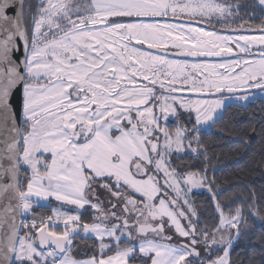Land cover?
I'll return each instance as SVG.
<instances>
[{"label": "snow or ice", "instance_id": "1", "mask_svg": "<svg viewBox=\"0 0 264 264\" xmlns=\"http://www.w3.org/2000/svg\"><path fill=\"white\" fill-rule=\"evenodd\" d=\"M239 7L218 0H38L28 29L23 0H0V122L13 134L0 152V198L11 193L0 228L15 212L12 197L21 216L56 205L51 215L18 226L12 216L0 264H232L240 225L247 229L243 208L225 216L217 203L221 218L211 236L207 226L198 229L184 197L206 187L215 199L214 181L200 171L177 172L172 157L200 152L201 131L216 127L229 101L246 109L264 95V34H225L236 30L228 21ZM213 19L223 31L208 30ZM185 89L214 98L185 97ZM255 132L242 125L236 134L247 144ZM258 135L264 143V127ZM86 206L98 213L91 223L81 217ZM249 212L264 225L254 199ZM166 226L179 243L165 235ZM81 238L95 241L86 259L73 255Z\"/></svg>", "mask_w": 264, "mask_h": 264}, {"label": "trees", "instance_id": "2", "mask_svg": "<svg viewBox=\"0 0 264 264\" xmlns=\"http://www.w3.org/2000/svg\"><path fill=\"white\" fill-rule=\"evenodd\" d=\"M37 2L26 1L28 6ZM187 123V117L181 118ZM255 126L256 132L248 137L246 144L236 134L241 126ZM172 128L175 125L172 124ZM264 127V99L258 98L248 104L246 109L231 104L225 110L224 118L218 121L216 127L202 130L200 133L202 150L195 155L172 157L173 166L177 172L200 171L206 174L209 181H214L212 191L215 199L208 191L195 192L192 195L193 209L200 227L207 226L209 235L220 223L219 210L224 215L231 216L235 208H243V216L247 224L240 225L244 235L238 239L230 250L232 264H264V225L249 212V205L255 200V206L264 215V143L258 133ZM196 147V145H194ZM22 184L26 181L21 177ZM50 207H54L53 205ZM50 207H34L29 213L32 217L51 215ZM83 221L92 222L93 213L83 212ZM78 247L73 255L76 258L91 256L94 240L83 238L74 240ZM218 253H216L217 255ZM255 254V255H254ZM191 259V258H190Z\"/></svg>", "mask_w": 264, "mask_h": 264}, {"label": "flooded vegetation", "instance_id": "3", "mask_svg": "<svg viewBox=\"0 0 264 264\" xmlns=\"http://www.w3.org/2000/svg\"><path fill=\"white\" fill-rule=\"evenodd\" d=\"M36 1L37 2L31 5V12L29 13V11H27L30 15L29 29H31L32 27L31 17L36 12L38 0ZM218 2L227 3V4H239L240 6L238 9H234V11H237L239 13V16L234 17L228 21V23L231 24L232 29H236V30L227 32L225 34H230L235 36H239V35L259 36L261 34H264L257 30L259 27L264 26V5H261L259 3V0H218ZM241 24L244 25L243 31L238 30L239 25ZM216 28L220 31H223L221 23H218L216 25ZM254 48L261 49L259 45L254 46L252 50ZM41 82L43 83V81Z\"/></svg>", "mask_w": 264, "mask_h": 264}, {"label": "rangeland", "instance_id": "4", "mask_svg": "<svg viewBox=\"0 0 264 264\" xmlns=\"http://www.w3.org/2000/svg\"><path fill=\"white\" fill-rule=\"evenodd\" d=\"M27 1V0H26ZM25 20H26V26H27V28L29 29V22H30V15H29V13L27 12V10H26V8H25ZM177 22H179V21H177ZM210 28L208 29L209 31H220V30H218L217 28H216V25L218 24V23H221L220 21H218V20H216V19H213V20H211L210 22ZM195 26H197V27H199V26H201L199 23H197V24H195ZM145 48H147V45H145ZM261 49H257V48H254L252 51L253 52H255V53H259V51H260ZM170 51H172L171 49H170ZM170 58H173V59H183L184 57H178V56H171ZM250 58V57H249ZM211 62H215L214 60H212ZM237 71H239V69H237ZM158 87V86H157ZM184 91H187L186 89L184 90ZM184 95V94H183ZM185 97H191V98H207V99H212V98H214L213 96H201V95H193V96H190V95H184ZM258 98H263L264 99V95H260V94H257V97H256V99H258ZM229 103L230 104H235L234 102H231V101H229ZM192 119H193V122H194V114H193V117H192ZM172 122H171V120L169 121V127H170V129L171 130H174V128H172L171 126H172ZM208 129H210V128H205L204 130H208ZM193 147H195L194 145H193ZM187 151V150H186ZM173 156H175V155H173ZM47 158H49L50 159V156L49 157H47ZM157 179H160L161 181L163 180V176L162 175H159V176H157ZM181 187H183V185H181ZM167 191H169V196L170 197H172V192H171V190H167ZM203 191H208L207 190V188L206 187H201V188H195V189H193L191 192H188L187 194H186V196L184 197L185 199H187L188 201H189V204H191V206H192V209H193V204H192V195H193V193H195V192H203ZM96 192H97V195L98 196H101L102 198H101V200H105V203H104V205H103V207L105 208V210H107L110 206L107 204V202H106V196H107V194L102 190V189H97L96 190ZM103 198H105V199H103ZM136 199L137 200H139L140 199V197H139V195H137L136 196ZM115 202V201H114ZM52 205L53 206H56L55 205V203H52ZM184 211L185 212H187L188 211V209L187 208H184ZM219 213H220V210H219ZM119 214V213H118ZM226 216V215H225ZM192 219L193 220H195L196 219V216L195 217H192ZM194 222V221H193ZM221 234H226V232L225 233H217V235L219 236V235H221ZM165 235H168V236H172V243H179L180 242V240L177 238V236L174 234V230L173 229H171V228H168L167 226L165 227ZM161 243H168L169 241H160ZM200 251H201V253L203 254V248H201L200 249ZM223 253L222 252H219L217 255H222ZM190 259V258H189Z\"/></svg>", "mask_w": 264, "mask_h": 264}, {"label": "water", "instance_id": "5", "mask_svg": "<svg viewBox=\"0 0 264 264\" xmlns=\"http://www.w3.org/2000/svg\"><path fill=\"white\" fill-rule=\"evenodd\" d=\"M23 4H24V9H23L24 15L22 16V23L24 24L25 27H27L26 26V20H25L26 0H23ZM14 13H15V9L9 10V15H13ZM17 42H18V44H20L22 46V43H23L22 41L18 40ZM21 53H22V48H21ZM174 56L182 57L180 55H174ZM183 94L184 95H190V96L201 95V94H197V93H189L187 91H184ZM201 96H209V95H201ZM17 124L19 125V119H17ZM10 128H11L10 124H9L8 128L5 129L2 126V122H0V152H2L3 149L5 148L6 142L10 141V139L13 137V134L11 133ZM10 197H11V193H9L8 196L0 198V211H2L4 206L9 202ZM17 204H18V199L12 197L11 198V205L15 208V212L8 214L7 222L3 223V227L0 228V243H6V238L11 233V229H10L9 225H11L13 223L12 216H15V225L18 226L20 224L21 215H20L19 209L16 208ZM2 222H3V220H2V218H0V223H2Z\"/></svg>", "mask_w": 264, "mask_h": 264}, {"label": "crops", "instance_id": "6", "mask_svg": "<svg viewBox=\"0 0 264 264\" xmlns=\"http://www.w3.org/2000/svg\"><path fill=\"white\" fill-rule=\"evenodd\" d=\"M100 197V199L102 198L101 196H99ZM103 199H105V198H103ZM95 202V201H94ZM52 206V205H51ZM55 207V206H54ZM91 211L92 213H93V215H98V213H96V212H94V210H92L91 208H88L87 206H86V209L85 210H82L81 211V216H84L85 217V215H83V212H85V211ZM83 220V219H82ZM85 223H88V222H86V221H84ZM89 223H91V222H89ZM89 257V256H88ZM88 257H84V258H77V259H86V258H88Z\"/></svg>", "mask_w": 264, "mask_h": 264}, {"label": "built area", "instance_id": "7", "mask_svg": "<svg viewBox=\"0 0 264 264\" xmlns=\"http://www.w3.org/2000/svg\"><path fill=\"white\" fill-rule=\"evenodd\" d=\"M34 217H32L29 214H25L24 216H21V220H26V221H30L31 219H33ZM21 222V221H20ZM22 234V233H21Z\"/></svg>", "mask_w": 264, "mask_h": 264}]
</instances>
